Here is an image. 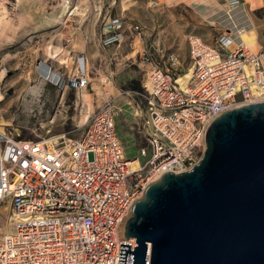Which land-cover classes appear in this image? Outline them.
<instances>
[{"label": "built area", "instance_id": "1", "mask_svg": "<svg viewBox=\"0 0 264 264\" xmlns=\"http://www.w3.org/2000/svg\"><path fill=\"white\" fill-rule=\"evenodd\" d=\"M123 23H106L104 45L120 40ZM138 28L127 25L130 33ZM240 28L236 34L228 29L214 44L191 36L186 88L178 82V60L171 69L161 63L159 38L144 47L141 57L150 68L143 88L127 92L134 93L132 113L142 118L146 142L135 156L137 168L126 155L117 127L120 108L112 98L91 114L77 138L37 132L22 137L19 127L0 131V202H10L8 222L14 226L0 238V264H119L121 242H131L134 250L137 238H127L124 226L148 184L197 163L206 131L220 114L264 101V48L245 45ZM83 60L72 74L59 71L48 81L78 95L90 84ZM133 256L127 252L126 264H133Z\"/></svg>", "mask_w": 264, "mask_h": 264}, {"label": "rangeland", "instance_id": "2", "mask_svg": "<svg viewBox=\"0 0 264 264\" xmlns=\"http://www.w3.org/2000/svg\"><path fill=\"white\" fill-rule=\"evenodd\" d=\"M231 1L0 0V127H19L22 137L37 132L77 138L91 114L112 98L120 108L117 127L126 155L137 158L146 142L142 118L129 108L134 93L127 92L143 88L150 65L141 53L154 38L165 48L164 67L171 69L173 60H178L177 72L188 77L191 36L214 44L228 29L236 34L237 27H255L259 42L255 50L264 48V0ZM116 18L124 22V33L120 40L104 45L103 27ZM128 24H138V32L130 33ZM68 30L75 33L66 36ZM84 57L90 73V84L82 90L87 93L84 111L75 90L67 89L60 103L61 92L55 89L47 114L23 115V109L40 105V80H48L42 74L43 63L50 71L72 74ZM10 214V202L1 201L0 235Z\"/></svg>", "mask_w": 264, "mask_h": 264}, {"label": "water", "instance_id": "3", "mask_svg": "<svg viewBox=\"0 0 264 264\" xmlns=\"http://www.w3.org/2000/svg\"><path fill=\"white\" fill-rule=\"evenodd\" d=\"M119 264H264V101L234 107L206 131L191 168L167 171L134 203Z\"/></svg>", "mask_w": 264, "mask_h": 264}, {"label": "bare ground", "instance_id": "4", "mask_svg": "<svg viewBox=\"0 0 264 264\" xmlns=\"http://www.w3.org/2000/svg\"><path fill=\"white\" fill-rule=\"evenodd\" d=\"M215 1L218 2L219 4H221L219 2V0H215ZM64 10L69 11L70 8L67 7ZM240 32L241 33H240L239 37L244 42V44L247 45L252 50L257 51L258 49L255 50V47H257L259 45V42L257 40L256 28L255 27H251V28L243 27V28H240ZM42 74H45L46 77H51L52 79H57V77H58V73L56 71H53V70L50 71V69L47 66L43 67ZM181 76H182V74L178 76V82L180 83L181 87L186 88L188 86L189 82L191 81L192 72L190 71L189 77H188V74H186L182 77ZM86 97H87V93H85L84 91H80V93L77 95V103H78V105H80L82 107V111L85 110L84 109L85 104L83 105V101ZM0 98H2L1 92H0ZM0 131H6V126L0 127ZM0 149H1V147H0ZM130 164H131L132 168H137L140 165V161H139L138 157L132 158ZM8 224H9V226H8ZM8 224L4 228L3 234L0 235V238L3 237L4 234L14 230V226L10 222H8Z\"/></svg>", "mask_w": 264, "mask_h": 264}, {"label": "crops", "instance_id": "5", "mask_svg": "<svg viewBox=\"0 0 264 264\" xmlns=\"http://www.w3.org/2000/svg\"><path fill=\"white\" fill-rule=\"evenodd\" d=\"M67 8V6L65 7ZM75 33V30H68V32H66V36H70L73 35ZM70 42V39H69ZM103 46V44H101ZM44 66H48L46 63H43ZM55 89L60 93V103L63 102V100L65 99V94L67 93V89L64 90H59L56 88V86H54L51 82H49L46 79H41L40 80V90L38 92V94L40 95V105L37 104V106L35 108H27V109H23V115L26 114L33 116V117H37L40 116L41 114H47L50 111V102H52L53 99H51L52 93L54 94ZM54 108V106H53ZM52 108V110H53ZM132 110L133 107L130 105V107ZM25 121V120H24ZM11 206V205H10Z\"/></svg>", "mask_w": 264, "mask_h": 264}]
</instances>
